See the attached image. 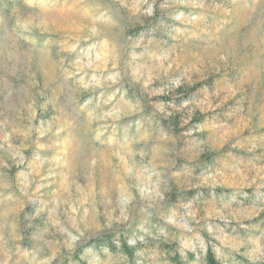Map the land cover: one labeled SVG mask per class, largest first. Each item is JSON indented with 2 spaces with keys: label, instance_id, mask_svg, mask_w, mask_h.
<instances>
[{
  "label": "rangeland",
  "instance_id": "374dc122",
  "mask_svg": "<svg viewBox=\"0 0 264 264\" xmlns=\"http://www.w3.org/2000/svg\"><path fill=\"white\" fill-rule=\"evenodd\" d=\"M169 247L264 264V0H0V264Z\"/></svg>",
  "mask_w": 264,
  "mask_h": 264
},
{
  "label": "trees",
  "instance_id": "16d2710c",
  "mask_svg": "<svg viewBox=\"0 0 264 264\" xmlns=\"http://www.w3.org/2000/svg\"><path fill=\"white\" fill-rule=\"evenodd\" d=\"M200 86H202V83L197 84L196 86L190 88L188 92L191 93V92L195 91L196 89H198ZM217 191L222 192V190H220V189H218ZM184 194L187 196H193L194 192L193 191H187ZM119 241H120V244H116L113 241V235L107 234L98 240H93L92 242H89L87 245H90L91 243L98 242L101 245H105L110 251H113V252L120 251L127 258L132 259L135 256L137 248L134 246H131L129 244V242L126 239H124V237H121ZM169 249L170 250H168V252L170 253V259L175 264H183V258L177 252H175V251L173 252L171 250V247H169ZM80 251H81V249H79V251H77V253H76L77 256L79 255ZM186 257H187V260H194L195 259L194 255L191 252L187 253ZM204 261L206 264H221L219 259L216 256L215 252L213 251V249L211 247H208L207 251L205 252Z\"/></svg>",
  "mask_w": 264,
  "mask_h": 264
}]
</instances>
